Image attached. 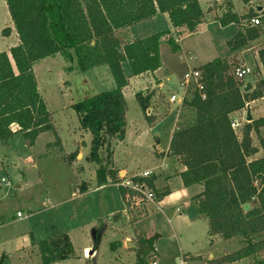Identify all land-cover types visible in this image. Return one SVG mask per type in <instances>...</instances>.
Instances as JSON below:
<instances>
[{
  "label": "trees",
  "instance_id": "16d2710c",
  "mask_svg": "<svg viewBox=\"0 0 264 264\" xmlns=\"http://www.w3.org/2000/svg\"><path fill=\"white\" fill-rule=\"evenodd\" d=\"M242 1L250 6L244 14H237L232 0H210L206 10L200 0H4L18 42L8 52L0 51V143L20 133L31 146L40 133L50 131L54 138L46 143L47 151L61 147L33 72L37 61L59 55L65 62L75 63L67 67L69 70L85 72L101 65L109 69L114 87L93 93L71 107L80 129L92 136L86 159L100 165V150L106 147L105 158L110 163V142L121 141L125 135L122 89L127 80L122 63L128 65L131 75L155 71L161 66V39L167 36L163 41L172 50L178 49V38L197 32L212 10L215 14L210 19L221 26H238L226 42L229 51L247 48L263 33L250 24V19H262L264 7L257 12L258 3ZM162 13L167 14L175 37L169 36L166 28L121 42L118 30ZM257 55L264 71V47ZM230 59L216 57L195 67L202 88L191 84L177 104L179 112L186 109L188 115L178 112L166 156L183 167L176 175L184 187L201 186L193 199L197 212L206 220L208 234L226 242L236 241V249L209 261L232 264L250 259L246 264H264V256H259L264 252V156L254 157L264 149V116L244 122L237 130L230 125L232 113L264 96V81L258 80L249 91H243L246 82L234 76L237 65ZM135 97L146 122L153 125L156 118L153 112L147 113L151 96L137 92ZM117 173L113 167L99 166L97 171L100 179L107 177L113 183L119 181ZM151 175L141 180L156 197L166 194V188L161 191L155 187L156 176ZM119 190L127 206L125 191ZM244 204H248L247 210ZM159 236H136L134 264L154 262ZM29 240L37 247L40 264L75 257L65 233Z\"/></svg>",
  "mask_w": 264,
  "mask_h": 264
},
{
  "label": "rangeland",
  "instance_id": "374dc122",
  "mask_svg": "<svg viewBox=\"0 0 264 264\" xmlns=\"http://www.w3.org/2000/svg\"><path fill=\"white\" fill-rule=\"evenodd\" d=\"M252 1L264 6V0ZM232 3L237 14L250 9L242 0H232ZM206 4L207 1L200 0L203 10ZM212 12L207 13L208 19L201 24L199 32L183 36L179 45L176 41L180 49L172 50L171 45L161 39L164 46L159 89L152 87V83L147 85L145 76L133 79L127 75L125 135L121 141L110 142L109 148L113 150L110 163L105 158L106 147L100 150V165L86 159L92 136L80 129L71 107L86 96L114 87L108 67L101 65L85 72L69 70L67 67L75 63L65 62L59 55L34 64L37 88L61 147L47 151L46 143L54 138L50 131L40 133L31 146L20 133L0 143V264H39L36 248L27 246L30 237L39 240L55 233L67 234L75 251V257L58 264H134L135 248L124 247L125 253L120 255L113 244L120 242L125 246L127 237L135 240V233L160 234L155 242L157 255L153 264H213L209 261L210 254L214 259L238 247L235 240L230 243L208 234L206 220L197 212L193 199L201 186L184 187L176 175L183 167L166 158L168 141L179 112L178 103H170L168 98L170 93L180 95L179 82L185 70L216 57L237 54L230 61L251 71L244 81H250L252 85L258 80L264 81L257 55L258 49L264 47V31L247 48L231 53L226 42L238 31V26L235 23L221 26L217 20L210 19L215 14ZM166 25L167 21L159 17L148 27L156 31L166 29ZM170 35L175 37L172 31ZM119 38L123 37L120 35ZM17 42L5 2L0 0V51L8 52ZM126 69L129 70L127 65ZM131 90H134L133 94H130ZM137 92L151 96L149 112L157 119L153 125L146 122L137 104ZM248 105L253 118L264 116V96ZM182 112L184 116L188 115L186 109H181L179 114ZM244 120L240 121V126L246 122ZM11 127L16 129V125ZM252 140L256 144L253 134ZM262 152L260 150L258 155ZM99 166L123 168L126 176H132L130 171L132 174L153 171L152 175L157 174L158 179L156 187L161 191L167 187L169 190L154 199L156 204L126 206L118 182L113 183L107 177L100 179L97 175ZM161 170L164 171L160 173ZM122 175L117 173L119 178ZM17 184L19 187H15ZM131 218L138 220L130 223ZM259 256H264V252ZM249 260L232 264H246Z\"/></svg>",
  "mask_w": 264,
  "mask_h": 264
},
{
  "label": "crops",
  "instance_id": "0c3cea01",
  "mask_svg": "<svg viewBox=\"0 0 264 264\" xmlns=\"http://www.w3.org/2000/svg\"><path fill=\"white\" fill-rule=\"evenodd\" d=\"M205 1H207L208 2V4H206V6L208 7L209 6V1L210 0H205ZM249 6V5H248ZM262 6L263 5H261V8H262ZM206 7V8H207ZM264 7V6H263ZM249 8H250V6H249ZM206 10V9H205ZM248 9H246V11H247ZM212 12V11H211ZM213 13V12H212ZM211 13V14H212ZM262 16H263V14H262ZM159 17H161L162 19H163V21L164 20H166L167 21V23H168V25H166V27L165 28H168L170 31H172L173 29H172V27H171V25H170V23H169V21H168V17H167V14L166 13H162V14H159V15H156V16H154V17H152V18H150V19H147V20H144V21H141V22H138V23H136V24H133V25H131V26H128V27H126V28H123V29H120V30H118L116 33H117V35H118V37L121 35L123 38H121L123 41H126V40H133V39H138V38H142V37H144V36H147V35H149V34H152V33H154V32H156V31H159V30H156V31H152L153 29H150V28H152V27H148V25H149V23H153V22H156V20H157V18H159ZM166 17V18H165ZM202 24H204V23H202ZM151 25V24H150ZM229 25H231V24H229ZM153 26V25H152ZM200 26H203V25H200ZM199 26V29L201 28ZM198 29V31L197 32H199L200 30ZM197 32H195V33H192V34H188V35H185L184 37H188V36H191V35H194V34H196ZM167 37V36H166ZM166 37H163L162 39L163 40H165L166 39ZM184 37H181L180 39H178L177 40V42H178V45H179V42L182 40V38H184ZM163 46H164V42H161L160 44H159V55H160V59H161V52H162V48H163ZM179 49H180V47H179ZM236 55L237 54H232V56H230V57H227V58H236ZM126 63H122V69H123V72H124V75H125V77H126V80H127V85L126 86H124L123 87V89H122V93H123V96H124V98H125V90L127 89V88H129V78H127V75H128V77L129 76H132L133 77V79H135V78H139V77H146L147 78V81H146V84L147 85H151V83H152V87H156V88H160V86L162 85V80H161V76H162V71H163V69H162V67H163V62H162V59H161V66L158 68V69H156L155 71H153V72H145V73H143V74H140V75H131L130 74V71L129 70H127L126 69ZM34 66V65H33ZM128 66V65H127ZM161 73V74H160ZM153 79L155 80L154 81V83H153ZM252 83V82H251ZM151 87V88H152ZM134 93V90H131L130 91V94H133ZM257 100V99H256ZM250 102H252V101H250ZM250 102H248L247 103V105H246V107H245V109L244 110H241V111H237V112H234V113H232V115H231V117H233V118H235L237 121H238V123H239V126H240V124H241V120H244L245 119V116H246V110L247 109H249V103ZM177 109H178V105H177ZM252 117V119H253V116H251ZM175 120H176V118H175ZM157 121V119L155 120V122ZM245 121V120H244ZM174 126H175V124H174ZM173 129H174V127H173ZM173 129H172V131H173ZM172 131H171V133H172ZM170 136H171V134H170ZM169 140H170V138H169ZM168 144H169V141H168ZM168 149V148H167ZM260 150H263V152H262V154L260 155V156H264V149H259L258 150V152L255 154V156L254 157H260L259 155H258V153H259V151ZM113 151V150H112ZM113 154V153H112ZM166 158H169V157H167L166 156ZM169 160H170V158H169ZM115 167V166H114ZM116 169H117V171H118V175H121V174H124V175H126L125 174V170L123 169V168H117V167H115ZM183 169V168H182ZM162 171H164V170H161V172L160 173H162ZM180 171V170H179ZM140 172H142V171H137V173L136 174H138V173H140ZM133 172L132 171H130V174L131 175H133L132 174ZM153 173V171H151V174ZM159 174V173H158ZM157 174H155V176H156ZM119 178V177H118ZM157 180L158 179H155V182H154V185H155V187H156V185H157ZM166 187V186H165ZM157 188V187H156ZM158 189V188H157ZM167 189V191L169 190L168 189V187L166 188ZM154 202V201H153ZM155 203V202H154ZM156 204V203H155ZM149 205V204H148ZM146 207H148V206H146ZM147 212H148V209H147ZM147 214V213H146ZM144 216V215H143ZM131 220H132V218H131ZM130 220V223H133V222H135V221H137L138 220V218H135L134 219V221H131ZM207 224V223H206ZM153 233H158V232H153ZM152 233V234H153ZM152 234H150V235H145V234H143V235H145V236H151ZM159 234V233H158ZM52 235V234H51ZM137 235H142L141 233H135L134 234V236H137ZM160 235V234H159ZM50 236V235H49ZM134 236H132V238H134ZM213 237V236H212ZM128 239L127 240H130L131 242L133 241V239H130L131 237H127ZM40 240V239H39ZM126 240V241H127ZM28 241V240H27ZM37 241V240H36ZM125 241V242H126ZM72 243V242H71ZM117 244V248L119 249V253H120V255H123L125 252H123V249H124V247H126V245L125 246H123V245H121V243L120 242H116ZM133 243V242H132ZM134 244V243H133ZM27 246H29V248L31 247V248H36V251H37V247H36V245H31L30 244V240H29V242H28V244H27ZM116 248V249H117ZM136 249V248H135ZM155 250H156V247H155ZM156 253H157V250H156ZM37 254H38V252H37ZM38 257H39V255H38ZM120 257H122V256H120ZM211 257H212V254H210L209 255V259H211ZM155 258L156 257H154V260H155ZM184 258H187L186 256H184ZM116 259V258H115ZM0 261H1V258H0ZM39 264H40V261H39ZM52 264H58V262H56V263H52ZM152 264H153V262H152Z\"/></svg>",
  "mask_w": 264,
  "mask_h": 264
},
{
  "label": "built area",
  "instance_id": "2783aa9c",
  "mask_svg": "<svg viewBox=\"0 0 264 264\" xmlns=\"http://www.w3.org/2000/svg\"><path fill=\"white\" fill-rule=\"evenodd\" d=\"M250 24L252 26L258 27L261 31H264V22L259 16H255L251 18ZM249 73H251L250 69L243 65L236 66L233 69V74L237 79H244L245 75ZM198 78H199V72L195 68H192L190 70H185L179 82V86L181 88L180 95L176 93H170L168 101L170 103L171 102L180 103L184 93L191 84H194L196 88L200 90L202 87L198 81ZM230 125L232 129L236 130L239 126V123L235 118L231 117ZM150 175H151V171L145 170L138 174H133L132 176H126L123 174L119 178L117 185L124 189L125 192L123 196H124V200L128 202L127 203L128 206L133 207V206L141 205L143 203L154 201V199L156 198L154 192L148 188L145 182L141 180L142 178L149 177ZM1 180L4 181L3 178H1ZM16 215L19 217L21 216L20 212H17Z\"/></svg>",
  "mask_w": 264,
  "mask_h": 264
},
{
  "label": "water",
  "instance_id": "95a60500",
  "mask_svg": "<svg viewBox=\"0 0 264 264\" xmlns=\"http://www.w3.org/2000/svg\"><path fill=\"white\" fill-rule=\"evenodd\" d=\"M260 10H261V6H259V5L256 6V11L259 12ZM165 37H166V36H165ZM251 87H252L251 82H250V81H247V82L245 83V86L243 87V91H249V90L251 89ZM85 98H87V96L84 97V99H85ZM147 113H149V110H148ZM251 119H252V117H251V115H250L249 109H247V110H246L245 121L249 122ZM15 187H19V185L17 184ZM248 207H249L248 204H244V205H243V209H244V210H247ZM125 245H126V247H129V248H136V245L133 244L130 240H127V241L125 242Z\"/></svg>",
  "mask_w": 264,
  "mask_h": 264
}]
</instances>
